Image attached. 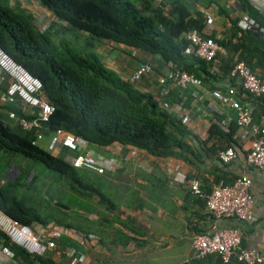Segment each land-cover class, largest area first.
Masks as SVG:
<instances>
[{
    "label": "trees",
    "instance_id": "1",
    "mask_svg": "<svg viewBox=\"0 0 264 264\" xmlns=\"http://www.w3.org/2000/svg\"><path fill=\"white\" fill-rule=\"evenodd\" d=\"M35 1L54 18L43 30L36 27L21 3L20 6L16 1L11 6L7 0H0V48L40 80V96L53 106V111L47 121L27 130L9 114L31 119L37 108L25 105L17 96L9 101H0V154L6 157L15 155L28 163L21 166L15 179L5 178L0 182V211L28 226L50 223L69 227L85 237L92 234L96 237L94 243L109 244L107 240L111 235L113 242L126 244L133 237L122 228L130 232L142 231L120 218L121 211L112 198L110 171L98 173L84 166L74 167L64 160V155L76 154V151L62 147L57 154H52L41 145L32 143L35 135L40 133L48 137L61 129L82 137L87 142L86 148H104L116 143L121 146L122 153L133 147L153 157H173L188 164L192 163L188 157L192 147L187 140L202 144L215 156L226 147L235 149L238 140L234 119L226 129L215 122L223 117V111L222 114L215 113L213 120L206 115L211 122L206 129V137L199 140L172 113L160 107V87L156 78L154 91L141 90L134 85L136 80L123 79L106 67L93 50L96 42L105 39L135 51L156 55L160 67L170 61L178 69L200 79L198 87L188 86L181 92L176 88L170 89L160 97L162 101L182 102L188 108L194 99L191 95L194 90L201 96V104L206 106L208 101L217 102L209 92L212 89L224 92L226 85L235 87V97L241 100L246 93L229 77V71L237 60H242L258 77L264 78V39L256 28L240 29L237 20L245 14L258 27L264 28V16L247 0H231L230 6H225L222 0ZM210 5H215L217 14L227 20L228 26L222 35L215 29L206 28L204 11ZM231 11L235 12V16L230 15ZM59 21L64 25H60ZM193 29L203 38L215 40L222 48V52L215 54L214 65L185 53L188 44L186 33ZM68 30L84 32L89 40L85 39L79 48L72 47L63 36L57 37ZM211 66L215 67L214 72L210 71ZM6 87L7 82L3 81L0 96ZM246 96L247 99L251 97ZM251 99L252 117L257 118L258 115L261 118L264 102ZM9 164L8 158L0 162V174ZM36 164L45 168L48 171L46 174H52L42 191L36 184L37 172H33L27 180ZM233 179L227 181L222 174H217L213 183L230 184ZM195 195L204 206V198ZM54 196L58 197L55 201ZM50 200L54 201L53 205H50ZM91 214L95 217L89 218ZM116 220L120 228L113 226ZM0 244L12 253L7 264H66L67 261L64 254L55 259L52 251L31 255L9 242L1 230ZM55 244L60 249L71 246L87 254L89 243L83 247L62 236L55 240ZM210 258L214 264L237 263L233 258L223 263L213 254L192 258L190 262L199 264Z\"/></svg>",
    "mask_w": 264,
    "mask_h": 264
},
{
    "label": "built area",
    "instance_id": "2",
    "mask_svg": "<svg viewBox=\"0 0 264 264\" xmlns=\"http://www.w3.org/2000/svg\"><path fill=\"white\" fill-rule=\"evenodd\" d=\"M249 4L257 9L264 16V0H247ZM24 6V5H23ZM207 16L206 28L212 29L211 13L204 11ZM237 26L242 30L257 29L264 39V28L258 27L251 18L242 14L237 20ZM46 25L39 29L43 30ZM188 41L185 53L193 54L206 62L215 64L216 52H222V48L215 40L203 38L195 29L186 33ZM132 49L130 55H134ZM153 65L149 62H140L134 68L130 79L139 78L152 74ZM214 66L210 71L214 72ZM229 77L235 80L243 93L250 95L254 100L264 102V79L258 77L249 69L242 60H237L229 71ZM156 80L159 84L158 99L160 107L172 113L179 122L188 127L191 124L190 113L182 105V102L168 103L161 100L170 89L176 88L181 92L184 88L198 87L201 85L199 78L184 70H180L172 62H167L162 68V72L157 75ZM3 81L7 82V87L0 96V101H9L17 96L25 105L37 108L32 113L31 119L17 118L10 113V117L15 118L23 129L30 130L40 125V122L47 121L53 111V106L40 96L41 82L38 78L31 75L25 68L15 62L0 48V85ZM236 88L226 85V90L222 92L219 89H212L209 95L222 106L235 112L234 121L236 123L235 136L238 142L249 141L248 148L244 158L248 166L256 169H264V115H261V124L258 127L252 123V106L245 104L235 97ZM191 95L194 100H200L201 96L192 90ZM208 116H213L209 113ZM213 117H211L212 119ZM213 120V119H212ZM232 120L229 116H223L219 121H215L219 127L226 129ZM204 124L196 129V133L202 139L206 137V129L211 122L209 119L203 121ZM33 144H39L52 154H57L62 147H67L76 151V154L67 153L64 160L74 167H87L101 173L104 170H112L116 165V158L113 156H96L92 150L86 148L87 142L80 136L73 135L65 130L57 129L48 137H43L40 133L35 135ZM235 149L226 147L219 150L216 154L221 163H228L235 157ZM179 181L184 177L180 175ZM177 176V179L178 177ZM250 179L247 176H238L230 184L222 182L212 183L207 193L199 190L196 180L189 181V188L194 194L204 198V206L209 212L214 222L209 230L193 235L191 239V249L194 258H202L213 254L221 262L228 263L232 258L236 264H264V257L255 249L240 246L241 235L235 228H218L216 221L225 217L234 218L239 221H248L251 219L252 198L249 191ZM0 230L7 236L9 242L22 247L31 255H43L46 251H54V254L60 256L64 254L67 259L66 264H91L87 254L76 250L74 247L66 246L60 249L56 246L55 240L62 236L69 237L81 246L85 247L87 243H94L96 237L92 234L86 237L69 227L60 225L46 224L28 226L19 223L0 211ZM12 258V253L0 244V264H7Z\"/></svg>",
    "mask_w": 264,
    "mask_h": 264
},
{
    "label": "crops",
    "instance_id": "3",
    "mask_svg": "<svg viewBox=\"0 0 264 264\" xmlns=\"http://www.w3.org/2000/svg\"><path fill=\"white\" fill-rule=\"evenodd\" d=\"M211 27L217 31L215 22ZM102 44L125 51L128 47L103 39L96 42L95 50H93L106 67L126 80L130 79L140 60H150V62L158 60L151 54H138L135 51L134 55L130 56H138L139 62L135 61L130 66L120 65L115 59L109 57L112 54L110 48L102 47ZM162 68L161 65L160 72ZM151 75L143 76V80L137 84V87L141 90L154 91V80L151 79ZM247 97L243 94L241 101L252 106L251 97L248 99ZM187 110L192 113L189 129L197 135L199 140L202 138L198 136L196 129L204 124L203 121L208 119L206 115L209 113H212V119H215V113L222 114V111L223 116L235 118L233 110L212 101H208L206 106H203L200 100L193 99ZM252 123L260 126L261 121L258 115L257 118L252 117ZM187 142L192 147V153L188 155L192 161L190 164L173 157H153L133 147H128L123 154L121 146L116 143L102 149L89 147L96 156L116 158L115 167L109 170L112 198L119 206L120 218L127 220L132 227H139L142 231V233L130 232L122 228L126 234L133 237L126 244L113 242L110 235L109 241L107 240L110 242L108 248L107 243L98 244L101 247L98 263L195 264L190 262V259H194L191 239L195 234L208 231L214 219L204 208L202 200L189 188V181L196 180L200 191L205 192L210 188L214 182L213 177L217 174H222L227 181L242 175L250 179L251 219L239 221L225 217L217 220L216 224L220 229H237L241 235L240 246L255 249L264 257V169H256L246 164L244 155L249 141L237 142L235 157L228 163H221L215 155L206 151L202 144L190 140ZM105 149L108 150V154L104 153L107 152ZM193 153L198 158H195ZM128 163H139L140 168L126 171L124 164ZM125 175L130 179L123 182L122 177ZM176 175H182L184 179L179 181L181 176L177 179ZM113 226L121 227L117 220L113 221ZM199 264H214V260L210 258Z\"/></svg>",
    "mask_w": 264,
    "mask_h": 264
},
{
    "label": "rangeland",
    "instance_id": "4",
    "mask_svg": "<svg viewBox=\"0 0 264 264\" xmlns=\"http://www.w3.org/2000/svg\"><path fill=\"white\" fill-rule=\"evenodd\" d=\"M16 1L19 3L20 6H21V4L24 5L23 8L26 10L27 13H29L32 16V20L35 22L36 27L40 28L43 25L47 26L49 23L54 21V18L52 17V15L46 9L41 7L35 0H7L9 5H11V6L14 5V3H16ZM221 2L225 6H230L232 3L231 0H222ZM206 8H208L207 10H209V12L211 13V16L213 18L212 21L210 22L211 23L210 26L213 25V23L215 22V26L217 27L218 34L222 35V33H223L222 31L228 26L227 20L223 16H220L217 14V8L215 5H210ZM230 15L232 17L235 16V12L231 11ZM58 23L60 25H64L63 22L59 21ZM56 26H55V28H56ZM60 36H63L66 40H68L69 45L72 47H75V48L81 47L83 45L85 39L89 40V38H87V35L81 31H69L68 30L67 32L60 33V35H58L57 37H60ZM102 47H105L107 49L110 48V51L112 52V54L109 55V57L111 59H115L117 64L130 66L135 61L137 62L138 60H140L138 56L137 57H131L130 56L129 53H130V51H132V49L127 48V50H126L127 52H126L125 50H122L120 48H111L110 45L102 44ZM94 50H95V48H94ZM136 51L138 54L143 53V52H140L139 50H136ZM97 56L99 57V55H97ZM153 59H155V58H153ZM147 62H149L151 64L153 63L152 65H153V67H155V70L153 71V73L151 75V79L154 80L155 77H157V75L160 72V65L158 64V60L156 61V59L151 60V62H150V60ZM154 62H157V63H154ZM142 80H143V77L140 78L139 80H137L136 82H134V85L137 86V84ZM190 115L192 117V113H190ZM199 122H201V121L199 120ZM105 150H107V149H105ZM104 153L108 154V150H107V152H104ZM123 154H125V153H123ZM7 158L9 159L10 164L7 166L5 171L0 174V182L2 180H4L5 178L6 179H15L19 170L21 169V166H24V165L27 166L28 165V163L25 160H19L15 155H10V156L6 157V156H2L0 154V162H3ZM17 160H18V162H17ZM124 165H125L124 169H126V171L135 170L136 167L140 168L139 163H132V164L128 163V164H124ZM33 172H37L36 184L38 185V188L42 191L47 186V184L49 183L52 174H50V173H48L50 175L46 174L48 171L45 168H43L42 166L36 164L32 167V171L28 175L27 180L30 178V176L32 175ZM122 178H123V182H126V181H128V179H130L128 176L126 177V175H125V177H122ZM57 196H59V195H57ZM61 197H63V196H61ZM56 199H58V197L54 196L53 200L55 201ZM49 202H50V205H53V202L51 200ZM94 217H95L94 214L89 215V218H94ZM106 246L108 248V244ZM100 248L101 247L98 245V243H89L87 245V249H86L87 250V256L89 257L91 264H93V263L97 264L98 261L100 260L98 257L100 250H101ZM52 256L55 259L58 257L56 254H54V251H52Z\"/></svg>",
    "mask_w": 264,
    "mask_h": 264
}]
</instances>
